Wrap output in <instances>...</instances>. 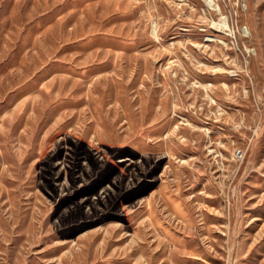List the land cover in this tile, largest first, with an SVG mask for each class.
<instances>
[{
    "label": "rangeland",
    "instance_id": "374dc122",
    "mask_svg": "<svg viewBox=\"0 0 264 264\" xmlns=\"http://www.w3.org/2000/svg\"><path fill=\"white\" fill-rule=\"evenodd\" d=\"M0 264H264V0H0Z\"/></svg>",
    "mask_w": 264,
    "mask_h": 264
},
{
    "label": "built area",
    "instance_id": "2783aa9c",
    "mask_svg": "<svg viewBox=\"0 0 264 264\" xmlns=\"http://www.w3.org/2000/svg\"><path fill=\"white\" fill-rule=\"evenodd\" d=\"M235 158L238 161L244 160V153H243V151L242 150H237L236 153H235Z\"/></svg>",
    "mask_w": 264,
    "mask_h": 264
}]
</instances>
